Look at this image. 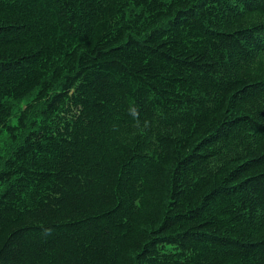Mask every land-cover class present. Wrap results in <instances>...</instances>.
I'll return each mask as SVG.
<instances>
[{"label": "trees", "instance_id": "trees-1", "mask_svg": "<svg viewBox=\"0 0 264 264\" xmlns=\"http://www.w3.org/2000/svg\"><path fill=\"white\" fill-rule=\"evenodd\" d=\"M5 129L0 264H264V0H0Z\"/></svg>", "mask_w": 264, "mask_h": 264}, {"label": "rangeland", "instance_id": "rangeland-1", "mask_svg": "<svg viewBox=\"0 0 264 264\" xmlns=\"http://www.w3.org/2000/svg\"><path fill=\"white\" fill-rule=\"evenodd\" d=\"M32 98H33V95L25 98L22 101L16 102V106H15V110H14V116L12 119L13 124L17 123V119H18V116L21 112V109L24 108L26 106V104L29 101H31ZM9 132H10L9 130L5 129L0 133V161L2 160V158H4L5 151L9 147V145H11V142H12V138H11Z\"/></svg>", "mask_w": 264, "mask_h": 264}]
</instances>
